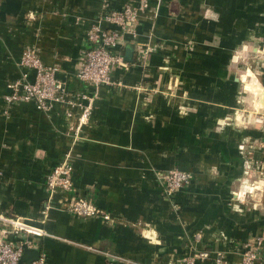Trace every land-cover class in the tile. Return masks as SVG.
I'll use <instances>...</instances> for the list:
<instances>
[{
	"label": "crops",
	"instance_id": "1",
	"mask_svg": "<svg viewBox=\"0 0 264 264\" xmlns=\"http://www.w3.org/2000/svg\"><path fill=\"white\" fill-rule=\"evenodd\" d=\"M107 3L141 0H0V95L29 46L58 66L67 92L48 113L0 100V212L45 230L28 240L46 264H177L193 249L240 264L244 244L260 237L264 264V110L244 109L247 90L264 105V0H147L137 37L120 48L133 62L112 72L122 84L100 86L74 139L81 108L70 101L95 94L77 73ZM247 54L256 74L240 73ZM69 149L74 189L51 193L46 177ZM174 168L193 180L169 197L156 173ZM76 195L111 220L70 213Z\"/></svg>",
	"mask_w": 264,
	"mask_h": 264
},
{
	"label": "built area",
	"instance_id": "2",
	"mask_svg": "<svg viewBox=\"0 0 264 264\" xmlns=\"http://www.w3.org/2000/svg\"><path fill=\"white\" fill-rule=\"evenodd\" d=\"M146 7L147 0H141L139 6L126 5L119 10L110 9L107 3L88 30L89 47L84 53L77 77L94 86L95 94H83L80 101H70L72 106L81 108L78 122L70 127L73 130L74 139L80 136L83 126L90 119L100 86L122 84L120 81L113 80L112 72L117 67L127 68L129 66L120 48L126 36L137 37L134 26L139 19L140 12ZM149 54L150 49L148 48L143 54L142 65H146ZM19 65L22 69L20 76L8 82L10 90L6 94H1L0 100L7 104L33 102L37 109L45 113L50 112L57 103L65 100L67 92L63 80L57 76L58 66L45 63L34 47L25 48ZM67 114L72 116V112ZM260 145L264 146V138ZM71 156V149H69L63 160L47 175L46 188L51 193L70 192L74 189V166ZM156 177L169 197H173L177 191L189 185L193 180L191 172L178 168L158 171ZM48 208L49 206H46V210ZM68 210L80 218L99 217L107 221L111 220L109 212L99 207L91 198L83 195H76ZM10 235L22 236L23 239L17 242L11 241L8 239ZM43 235H46V232L42 227L30 223L21 216H10L0 212V264H19L25 245L33 246L32 241L28 240L29 237H42ZM201 237L200 232L195 235L197 241ZM262 246L263 238L261 237L245 243L240 264H260ZM205 260H212L214 264L226 263L221 251L193 249L190 254L181 257L177 264H198ZM46 263V254L40 252V256L30 264Z\"/></svg>",
	"mask_w": 264,
	"mask_h": 264
},
{
	"label": "rangeland",
	"instance_id": "3",
	"mask_svg": "<svg viewBox=\"0 0 264 264\" xmlns=\"http://www.w3.org/2000/svg\"><path fill=\"white\" fill-rule=\"evenodd\" d=\"M254 59H255V54L245 55V58H243V61H242L244 63V67L241 68V71H240L241 74H244L246 72V69H248V68L253 70L254 74H256V69L258 68V66L255 62H253ZM250 65H252L253 68ZM247 78L249 81H252L254 79L253 76H248ZM249 85H251V84H249ZM242 87L244 88V85H242ZM247 91L248 92H247L246 97L244 99L245 100L244 109H246L247 114L251 113L253 115L252 117H255L258 114L257 112L261 113L262 110H264V105L260 106V102H259L260 97L258 95L253 93V91H249V90H247Z\"/></svg>",
	"mask_w": 264,
	"mask_h": 264
},
{
	"label": "water",
	"instance_id": "4",
	"mask_svg": "<svg viewBox=\"0 0 264 264\" xmlns=\"http://www.w3.org/2000/svg\"><path fill=\"white\" fill-rule=\"evenodd\" d=\"M125 59L126 60H132L130 58L129 52L126 53ZM39 256H40V250L39 249L28 247L27 245H25L24 253L20 259L19 264H30L34 260H36Z\"/></svg>",
	"mask_w": 264,
	"mask_h": 264
},
{
	"label": "trees",
	"instance_id": "5",
	"mask_svg": "<svg viewBox=\"0 0 264 264\" xmlns=\"http://www.w3.org/2000/svg\"><path fill=\"white\" fill-rule=\"evenodd\" d=\"M88 47H89V46H88ZM88 47H87V48H88ZM127 61H128V60H127ZM129 61H130V62H133V59H132V60H129Z\"/></svg>",
	"mask_w": 264,
	"mask_h": 264
}]
</instances>
